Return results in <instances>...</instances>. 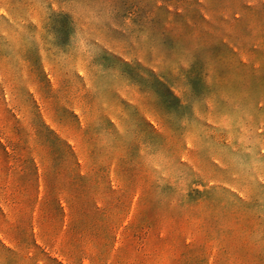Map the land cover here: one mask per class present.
Segmentation results:
<instances>
[{"label": "rangeland", "instance_id": "374dc122", "mask_svg": "<svg viewBox=\"0 0 264 264\" xmlns=\"http://www.w3.org/2000/svg\"><path fill=\"white\" fill-rule=\"evenodd\" d=\"M0 134V264H264V3L0 0Z\"/></svg>", "mask_w": 264, "mask_h": 264}, {"label": "crops", "instance_id": "0c3cea01", "mask_svg": "<svg viewBox=\"0 0 264 264\" xmlns=\"http://www.w3.org/2000/svg\"><path fill=\"white\" fill-rule=\"evenodd\" d=\"M241 3L242 4H245V5H256V4H262L264 3V0H241ZM8 147L7 145L5 144V142L3 141L2 137H1V134H0V156L2 158H0V181L4 180L5 178V166H6V163H5V157L7 155H9V152H8ZM33 167L35 169V172L37 173L38 171V162L36 161H33ZM3 188V184H0V189Z\"/></svg>", "mask_w": 264, "mask_h": 264}, {"label": "trees", "instance_id": "16d2710c", "mask_svg": "<svg viewBox=\"0 0 264 264\" xmlns=\"http://www.w3.org/2000/svg\"><path fill=\"white\" fill-rule=\"evenodd\" d=\"M167 12V11H166ZM159 83V82H158ZM168 95H171V92L169 91V89H167V88H164V92H160V94H159V96L160 97H166V96H168Z\"/></svg>", "mask_w": 264, "mask_h": 264}]
</instances>
